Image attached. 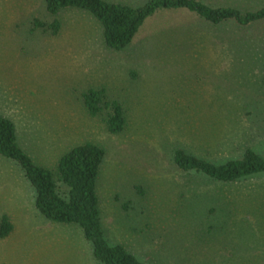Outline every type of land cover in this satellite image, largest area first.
Segmentation results:
<instances>
[{
  "label": "rangeland",
  "instance_id": "obj_1",
  "mask_svg": "<svg viewBox=\"0 0 264 264\" xmlns=\"http://www.w3.org/2000/svg\"><path fill=\"white\" fill-rule=\"evenodd\" d=\"M196 1L264 8V0ZM88 88L121 105V131L107 130L105 111L87 112ZM0 114L51 171L76 145L105 149L96 180L102 229L138 260L264 264V172L223 182L173 161L177 149L215 164L247 148L264 156V20L214 24L187 7L159 8L112 49L88 10L50 14L45 0H0ZM2 214L13 229L0 239V264H101L79 226L37 210L20 166L0 155Z\"/></svg>",
  "mask_w": 264,
  "mask_h": 264
},
{
  "label": "trees",
  "instance_id": "obj_2",
  "mask_svg": "<svg viewBox=\"0 0 264 264\" xmlns=\"http://www.w3.org/2000/svg\"><path fill=\"white\" fill-rule=\"evenodd\" d=\"M47 11L56 14L61 9L76 7L88 10L101 23L105 44L121 49L132 40L144 19L159 8L187 7L211 23L234 19L240 24L264 20V8L241 12L234 7L211 8L196 0H150L141 7L108 3L105 0H45ZM54 24H56L54 22ZM51 24H47L49 26ZM46 25L44 26L47 27ZM82 101L91 115L105 111V122L110 133L125 125L124 112L117 102L106 100L103 88H88ZM0 155L15 161L35 191V207L48 220L75 224L92 246L93 255L101 264H146L121 244H110L100 219L96 180L105 149L86 142L72 147L58 160L55 171L37 165L17 141L13 122L0 114ZM173 161L183 171H198L223 182L264 172V156L247 148L242 157L215 164L206 159L177 149ZM60 185L64 186L62 190ZM13 225L6 214L0 216V239L7 237Z\"/></svg>",
  "mask_w": 264,
  "mask_h": 264
}]
</instances>
